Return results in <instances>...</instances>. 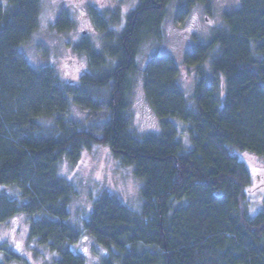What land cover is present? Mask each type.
Here are the masks:
<instances>
[{
	"label": "trees",
	"instance_id": "1",
	"mask_svg": "<svg viewBox=\"0 0 264 264\" xmlns=\"http://www.w3.org/2000/svg\"><path fill=\"white\" fill-rule=\"evenodd\" d=\"M2 1L0 224L35 216L29 240L56 253L53 264H86L70 250L84 233L108 251L100 264H264V198L260 209L250 211L251 175L234 154L264 157V0H241L238 9L223 14L225 27L209 43L184 53L183 63L196 72L190 98L179 86L180 69L172 58L148 62L144 88L161 132L141 139L130 132L125 114L134 57L145 39L159 34L171 0H140L118 34L91 11L106 45L101 54L87 43L76 49L87 54L95 73L79 87L61 83L52 67H32L21 52L39 29L41 0ZM197 2L208 5L185 0L179 17ZM71 27L62 12L56 30ZM111 83L109 118L100 136L73 126L69 99L95 106L85 89ZM171 119L188 125V148ZM95 145H107L121 164L133 167L143 182V204L134 213L103 194L79 227L69 222L77 191L58 175V164L76 163ZM8 187L19 195L7 194ZM1 253L0 264L22 261L5 246Z\"/></svg>",
	"mask_w": 264,
	"mask_h": 264
},
{
	"label": "rangeland",
	"instance_id": "2",
	"mask_svg": "<svg viewBox=\"0 0 264 264\" xmlns=\"http://www.w3.org/2000/svg\"><path fill=\"white\" fill-rule=\"evenodd\" d=\"M184 2L185 0L170 1L164 10L159 34L145 39L134 57L125 114L130 132L138 139L148 134L159 135L161 132L160 121L149 104L144 88L148 62L154 56L172 58L180 69L179 86L190 98L194 90L196 72L195 67L183 63L184 53L198 43H209L214 32L225 27L223 14L238 9L241 4V0H207L208 5L197 2L179 17L178 9ZM139 4L140 0H41L39 29L23 46L21 52L32 67H52L61 83L79 87L84 76H93L95 73L87 54L84 51L77 52L76 49L87 43L96 53L101 54L106 45L105 37L97 29L90 12L94 11L103 17L109 28L118 34L125 29L127 17L137 10ZM62 12L67 14L72 27L58 32L55 25ZM111 22L114 23L113 27ZM205 66L207 67V62ZM108 67L106 65L104 70ZM112 86L111 83L103 89H85L95 106L89 107L69 99L68 121L78 129L88 130L100 136L109 118L107 102L111 97ZM171 121L183 131V141L188 148V125L177 119ZM234 154L245 163L250 172L252 182L248 207L254 212L257 207L261 208L264 198V157L248 152ZM58 175L77 191L70 204L69 222L73 225L82 226V221L90 213L94 200L103 194L116 197L134 213L141 212L143 202L140 189L143 182L133 175L132 166H124L119 159L112 156L107 145H95L90 150H84L74 164L62 160L58 164ZM4 191L12 197L19 195L16 187H8ZM30 219L36 220L35 216L18 215L0 224V247H7L8 251L22 260L11 264H53L58 255L29 240ZM70 250L83 256L86 264H100L108 254L105 248L85 233L77 244L70 246ZM3 259L4 255L1 253L0 261L3 262Z\"/></svg>",
	"mask_w": 264,
	"mask_h": 264
}]
</instances>
